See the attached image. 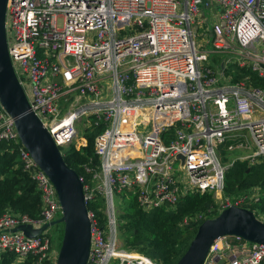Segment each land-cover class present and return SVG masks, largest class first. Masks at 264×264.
Here are the masks:
<instances>
[{
  "label": "built area",
  "instance_id": "built-area-1",
  "mask_svg": "<svg viewBox=\"0 0 264 264\" xmlns=\"http://www.w3.org/2000/svg\"><path fill=\"white\" fill-rule=\"evenodd\" d=\"M199 14L197 23L210 36L208 53L194 40ZM6 32L16 76L61 154L76 137V149L86 145L87 130L99 129L93 147L99 163L84 165L91 174L83 184L90 218L86 264H157L120 244L115 194L134 197L146 211L171 207L191 192L223 195L232 163L222 161L219 149L242 133L254 151L240 160L264 162V0H8ZM231 64L250 68L263 85L251 84L248 75L231 81ZM2 140L20 143L0 102ZM245 147L243 140L224 149ZM20 155L42 208L37 218L9 211L0 216V254L55 264L47 229L32 237L12 231L22 224L39 228L61 214L49 177L22 145ZM248 196L230 203L223 195L219 209L254 200ZM224 237L235 243L226 244L227 252L217 246ZM224 237L211 246L205 264L216 257L225 264H264L263 244Z\"/></svg>",
  "mask_w": 264,
  "mask_h": 264
},
{
  "label": "trees",
  "instance_id": "trees-1",
  "mask_svg": "<svg viewBox=\"0 0 264 264\" xmlns=\"http://www.w3.org/2000/svg\"><path fill=\"white\" fill-rule=\"evenodd\" d=\"M214 61L218 58L212 57ZM227 72L232 75L231 81L243 80L249 76L251 84L262 86L263 80L248 67L239 68L231 64ZM99 129H88L86 145L76 149L70 144L66 147L63 158L66 164L73 168L82 183L86 184L91 174L85 171L84 165L94 167L99 163L94 153V137ZM243 141V136L229 137L221 146ZM19 142L0 141V216L6 211L26 214L37 218L42 208L41 193L32 176V170L24 167L20 155ZM258 188V198L239 205L252 210L255 215L264 221V162L250 163L248 160H235L225 172L224 197L235 199L244 196L250 188ZM97 206L102 205V199L97 198ZM95 206H90L88 208ZM123 214L118 213L119 232L124 234L127 249L141 252L157 264H174L186 250L193 238L198 225L205 219L215 217L219 212L212 193L191 192L179 198L171 207H159L152 210H143L131 198ZM102 221V212L95 211ZM59 228L58 251L62 238V224ZM120 237V234H119ZM0 264H32L31 258L17 260L14 253L6 251L0 254Z\"/></svg>",
  "mask_w": 264,
  "mask_h": 264
},
{
  "label": "water",
  "instance_id": "water-1",
  "mask_svg": "<svg viewBox=\"0 0 264 264\" xmlns=\"http://www.w3.org/2000/svg\"><path fill=\"white\" fill-rule=\"evenodd\" d=\"M8 0H0V102L13 118L20 144L53 184L61 206L60 217L39 228L29 224L14 227L27 236L41 234L50 226L62 224V238L55 264H86L90 245V218L83 183L69 167L46 127L31 109L20 84L7 46L6 11ZM12 35V34H10ZM183 161V156L178 155ZM224 236H238L264 245V221L243 206L228 205L215 217L203 220L186 250L174 264H205L214 242Z\"/></svg>",
  "mask_w": 264,
  "mask_h": 264
},
{
  "label": "rangeland",
  "instance_id": "rangeland-1",
  "mask_svg": "<svg viewBox=\"0 0 264 264\" xmlns=\"http://www.w3.org/2000/svg\"><path fill=\"white\" fill-rule=\"evenodd\" d=\"M204 11H205L206 18L209 21H212L213 17L209 13V11L207 9ZM200 17H201L200 14L197 15V17L194 19L195 22L192 24V26L194 27V31H195L194 32V40H195L196 45H197L199 50H202V51L208 53V51L210 49V44L208 43L210 36L204 34L205 24L197 23L200 20ZM57 26L58 27L62 26V20L61 19L57 20ZM218 61H219V59H217V61H215L213 63L216 64ZM81 125L84 126V124H81ZM79 134L80 135L82 134L81 127H79ZM242 134H243V140L246 141V147L242 151L227 150V149L220 150L219 149V155H220L223 162L232 163L233 161H235L237 159H239V160L244 159V158H246L248 153H251L254 151L253 148L250 147L248 137L245 135V133H242ZM78 141H80V137H76L71 144L74 145V147L76 148V146L79 144ZM64 149L65 148L61 147L62 152L64 151ZM178 165H179V163L176 162L175 167H178ZM248 194H249V196H248L249 199L254 198V200H256L257 197L259 196L258 188L257 187L250 188L248 190ZM222 196L223 195H221V194H214V196H213L214 199L216 200V203L220 206L223 202ZM226 198H225V200H226ZM130 199H131V196H126L123 194H121V195L115 194L114 195V202L116 205V210L118 211L119 215L123 214L125 212V210L127 209L126 206L128 205ZM228 199H229L230 203H233V199H230V198H228ZM245 204H247L246 201L239 203V205H245ZM60 215L59 216L57 215L56 218L60 217ZM59 228H60V225H53L47 229L48 234L51 237V240H52L55 248H56L57 242H58ZM119 242H120V244H125L124 234L120 233ZM118 247L122 248L121 245H119ZM116 262H117V260H111L109 262V264H116Z\"/></svg>",
  "mask_w": 264,
  "mask_h": 264
},
{
  "label": "crops",
  "instance_id": "crops-1",
  "mask_svg": "<svg viewBox=\"0 0 264 264\" xmlns=\"http://www.w3.org/2000/svg\"><path fill=\"white\" fill-rule=\"evenodd\" d=\"M226 244L229 246H232V247L235 246L234 241H232V239L229 237H224L223 239L219 240L217 243V246H218V248H222L221 249L222 251L227 252ZM232 249H235V248H232ZM225 261H226L225 258L221 259V258L216 257L212 264H225Z\"/></svg>",
  "mask_w": 264,
  "mask_h": 264
}]
</instances>
